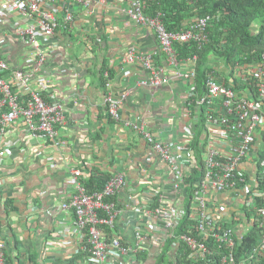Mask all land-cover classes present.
<instances>
[{
  "label": "built area",
  "instance_id": "obj_1",
  "mask_svg": "<svg viewBox=\"0 0 264 264\" xmlns=\"http://www.w3.org/2000/svg\"><path fill=\"white\" fill-rule=\"evenodd\" d=\"M80 1L68 0V5ZM146 1L128 0L125 11L135 23L155 32L158 49L146 54L130 50L123 61L142 64L145 74L138 84L147 88L169 84L170 77L190 81L185 92H176L177 86L169 88L177 95L179 116L194 120V133L204 108V133L198 151L190 148L189 137L164 141L147 131L143 122L124 119L127 92L113 91L112 77L105 71L108 116L136 132L141 161L156 165L159 172L152 175L149 167H140L130 181L126 170L111 165L104 169L111 176L103 188L89 192L84 180L90 172L72 169L69 190L58 193L52 209L58 219L72 217L73 242L61 261L51 260L44 253V264H151L166 244L174 260L178 256L188 264H264V53L252 61L243 56L232 68L215 64L214 59L203 93L195 100L198 55L179 58L174 44L193 43L203 49L209 39V18H194L180 30H168L160 13H146ZM52 3L0 0V23L13 20L15 35L37 48L34 67L27 71L12 67L0 56V136L21 120L26 132L23 135L36 140L43 137L60 147L64 103L46 101L40 90L29 89L31 78L45 62L46 52L40 49L39 41L54 35L58 28ZM64 13L65 23L70 24L71 11L68 8ZM155 56H163L160 64ZM17 89L28 90L24 102ZM186 127L185 123L182 130L191 133ZM48 192L50 197L56 189ZM124 192L128 208L118 202ZM32 200L31 219L39 214L52 215ZM119 218L125 220V233L116 228ZM3 231L0 209V264H6L8 249ZM50 246L56 243L48 242L45 249Z\"/></svg>",
  "mask_w": 264,
  "mask_h": 264
},
{
  "label": "crops",
  "instance_id": "obj_2",
  "mask_svg": "<svg viewBox=\"0 0 264 264\" xmlns=\"http://www.w3.org/2000/svg\"><path fill=\"white\" fill-rule=\"evenodd\" d=\"M52 4L58 28L54 35L39 41L40 49L46 52L45 62L31 78L29 89L40 90L46 101L64 103L65 121L59 128L62 145L57 147L43 137L36 140L23 135L26 132L22 130L21 120L0 136V209L8 249L15 252L18 246L23 261L36 253L43 264L44 253L51 260L61 261L70 252L72 217L58 219L52 208L59 199L58 193L69 190L72 169L80 168L91 174L94 170L119 165L127 171L130 181L140 167H149L152 175L159 172L156 165L141 161L136 132L123 121H114L108 116L104 69L112 72V90L127 92L122 108L124 119L143 122L147 131L164 141L182 137L192 141L197 134L194 120L179 116L177 95H172L169 88L177 86L176 92H185L190 81L169 76V84L147 88L138 84L145 74L142 64L123 61L130 50L146 54L158 49L155 32L138 25L126 14L128 0H81L70 5L68 0H53ZM68 8L73 20L70 24L64 21ZM14 26L13 20L0 23V40H6L0 43V56L12 67L27 71L34 67L37 48L18 38ZM159 58L154 57L157 64L161 63ZM15 91L24 102L28 90ZM185 123L191 133L182 130ZM135 182L134 186H138ZM51 188L56 192L49 197ZM6 199H12L16 210L9 213L2 210ZM31 199L42 211L49 210L52 215L39 214L31 219ZM120 201L128 208L125 192ZM116 228L125 233V220L119 218ZM63 234L68 237L63 239ZM15 240H18L17 246ZM48 242L56 246L45 249Z\"/></svg>",
  "mask_w": 264,
  "mask_h": 264
},
{
  "label": "trees",
  "instance_id": "obj_3",
  "mask_svg": "<svg viewBox=\"0 0 264 264\" xmlns=\"http://www.w3.org/2000/svg\"><path fill=\"white\" fill-rule=\"evenodd\" d=\"M146 13L150 15L160 13L166 28L172 31L187 26L193 18H209L207 27L209 39L203 49L196 48L193 43L174 44L179 58L192 55V53L198 55L194 99L202 95L206 76L212 69L209 65L214 59L232 68V64L242 60L243 56L252 61L257 60L264 53V0H148L146 1ZM257 19L261 20L256 26L254 22ZM107 70H103L102 76ZM109 73L112 76V72L109 71ZM200 111L197 123L199 126L195 131L197 134L190 143V148L194 152L198 151L199 142L204 133L202 132L205 121L204 108ZM194 172L196 173V170ZM110 176L109 171L94 170L84 180L85 188L89 192L100 190ZM2 208L6 213L16 210L12 199H6ZM14 244L17 246L18 240H15ZM15 248V252L11 248L6 250V264H43L36 253L29 254L27 263H25L18 246ZM167 248L166 244L159 257L151 264H188L185 259L183 261L178 256L174 260Z\"/></svg>",
  "mask_w": 264,
  "mask_h": 264
},
{
  "label": "rangeland",
  "instance_id": "obj_4",
  "mask_svg": "<svg viewBox=\"0 0 264 264\" xmlns=\"http://www.w3.org/2000/svg\"><path fill=\"white\" fill-rule=\"evenodd\" d=\"M260 20L261 19H257V20H255V22H254V24L257 26V25H259L260 24ZM256 29V28H255ZM217 63L218 64H222V62L220 61V60H217Z\"/></svg>",
  "mask_w": 264,
  "mask_h": 264
}]
</instances>
